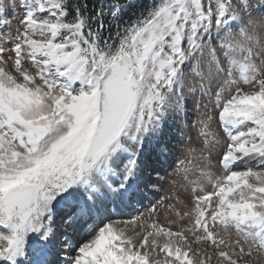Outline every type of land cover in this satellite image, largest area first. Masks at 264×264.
Here are the masks:
<instances>
[{
  "label": "snow or ice",
  "instance_id": "snow-or-ice-1",
  "mask_svg": "<svg viewBox=\"0 0 264 264\" xmlns=\"http://www.w3.org/2000/svg\"><path fill=\"white\" fill-rule=\"evenodd\" d=\"M125 7L0 0V264H264V0H149L112 33ZM197 91L226 138L215 175L200 121L212 190L168 205L175 231L113 219L156 188L144 145Z\"/></svg>",
  "mask_w": 264,
  "mask_h": 264
},
{
  "label": "rangeland",
  "instance_id": "rangeland-1",
  "mask_svg": "<svg viewBox=\"0 0 264 264\" xmlns=\"http://www.w3.org/2000/svg\"><path fill=\"white\" fill-rule=\"evenodd\" d=\"M128 1L135 2L136 0ZM101 3H103L106 8L112 4H118L112 0H98V6ZM119 5L124 6L127 4ZM147 6L145 8H147ZM122 12L120 14V18H122ZM16 14L17 19L23 14L19 4L17 5ZM256 15L258 18V14ZM113 24L116 26L117 21ZM17 26V21L14 20L13 29H15ZM257 30L264 33V29L258 28ZM189 68H186V72L189 70ZM190 79L198 78L190 77ZM213 87H215V85ZM213 99L214 97L210 98L207 96H202L200 91H197L194 94L186 92L185 106L182 111L183 113L180 114L179 117L170 115L167 118L164 127L171 128L167 131L168 135L166 136V139H169L168 141L166 140L167 142L165 143L167 144V148L166 145H161L158 143V145H155L156 147L151 150L152 152H155L160 149L161 151L165 152L167 149L166 153H168V149L170 148L168 153L170 160L168 166L165 168L166 170L164 173H151L152 180L156 183V188L158 187V181H156L158 175L161 176L165 182L163 183V186L159 187V193L157 196L155 195L156 198L154 200L146 202V204H143L135 211L132 210V213H130L128 216L129 220L133 217H138L141 218L143 223L150 224L153 220H156L165 226H168V222L170 220H176L177 224L173 225V230L175 231L177 230L178 225L187 223V221H179L175 216L173 209H170L168 205L175 204L177 197H179L182 201L190 200L191 189L193 186H195L192 182L203 185L205 191L212 190V186L207 182L206 177H203L200 174L201 168H205V170H207L206 161L202 160V155L206 156L208 154L204 144L205 136L201 134L202 126L200 121L206 120L208 115L213 116L214 119L209 122V131L215 132L217 136L221 138V144L214 147L212 154V160L215 164V167H213L211 170L215 175H219L222 171L216 162L219 160L223 148L226 146V138H224V134L220 127L218 113L214 107V103L212 102ZM170 122H174V124L169 125L168 123ZM168 136L170 138H167ZM170 143L177 145L173 148V145H170ZM153 161L155 162L156 160L151 159V163H154ZM181 161H184V163L181 164ZM156 163L157 165L159 164V162ZM158 167L159 165L156 166V170ZM242 167L243 166L240 168ZM186 169L187 172L185 171ZM186 175L187 179H185ZM153 207L156 208V211L154 213H150V210L153 209ZM178 207L182 206L178 205ZM137 228L139 230V225ZM231 239H240L243 242V237L237 236L234 231L231 233ZM245 249L247 250V245H245ZM209 251H211V249H209Z\"/></svg>",
  "mask_w": 264,
  "mask_h": 264
},
{
  "label": "bare ground",
  "instance_id": "bare-ground-1",
  "mask_svg": "<svg viewBox=\"0 0 264 264\" xmlns=\"http://www.w3.org/2000/svg\"><path fill=\"white\" fill-rule=\"evenodd\" d=\"M183 110H181L178 114H173L171 116H176V117H179L180 114H182ZM166 124V123H165ZM164 124V126H165ZM169 125L170 124H174V122H170L168 123ZM163 126V130H162V134L157 138V139H153L151 141H148L145 143L144 145V150H143V155H144V160H145V163H146V166L147 168L151 171L152 169H154L155 171H152L151 173H154L157 174V173H164V171L166 170L165 168L168 166V163H169V160H170V156H169V150L170 148L168 149V153H166V150L165 152L163 151H159L157 156H152L150 154H148L146 156V153L147 152H150L151 149H153V147L155 146V142L156 140H160V143L161 145L164 144L166 145V148H167V144H165L169 139H166V136L168 135L167 134V131L170 130L171 128L167 127L165 128ZM176 135V134H175ZM167 138H170L169 136ZM167 140V141H166ZM170 142V141H169ZM170 145H173V148L177 145V144H172L170 143ZM149 158L153 159V160H156L154 163H151V159L149 160ZM156 162H159V167L158 169L156 170V166L157 163ZM156 163V164H155ZM241 166H243L242 164H237L236 167L240 168ZM157 171V172H156ZM156 181H158V187L155 188V189H149V190H146L143 195L139 198V201L137 203H134L133 205H131L130 207H126V208H123L121 209V214L120 215H116V216H113V219L115 220H124V221H128L129 218L128 216L130 215V213H132V210L135 211L136 209H138L139 207H141L143 204H146V202L148 201H152L154 200L156 197L155 195L157 196V194L159 193V190L161 186H163V183L165 182L163 180V178L161 176L158 175V178L156 179ZM159 189V190H158ZM148 204V203H147ZM131 227V226H130Z\"/></svg>",
  "mask_w": 264,
  "mask_h": 264
},
{
  "label": "trees",
  "instance_id": "trees-1",
  "mask_svg": "<svg viewBox=\"0 0 264 264\" xmlns=\"http://www.w3.org/2000/svg\"><path fill=\"white\" fill-rule=\"evenodd\" d=\"M114 2L123 3L126 0H113ZM89 8H92L93 5L98 6V0H87ZM149 4V0H136L135 2L129 3L127 8L122 13V19L117 21L119 24H123L124 21H130L134 18V13H139L142 9H145V7ZM115 24L111 26L110 31L112 33H115ZM108 33L106 32V35Z\"/></svg>",
  "mask_w": 264,
  "mask_h": 264
}]
</instances>
